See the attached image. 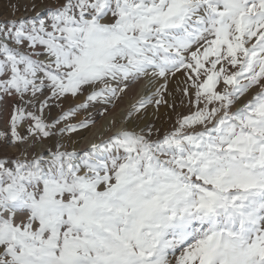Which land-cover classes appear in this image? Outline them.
<instances>
[{
    "label": "snow or ice",
    "instance_id": "1",
    "mask_svg": "<svg viewBox=\"0 0 264 264\" xmlns=\"http://www.w3.org/2000/svg\"><path fill=\"white\" fill-rule=\"evenodd\" d=\"M9 7L0 147L17 151L0 155V264H264V0ZM144 78L159 87L126 119L183 108L171 129L63 142L89 126L70 117Z\"/></svg>",
    "mask_w": 264,
    "mask_h": 264
},
{
    "label": "rangeland",
    "instance_id": "2",
    "mask_svg": "<svg viewBox=\"0 0 264 264\" xmlns=\"http://www.w3.org/2000/svg\"><path fill=\"white\" fill-rule=\"evenodd\" d=\"M17 0H0V20L8 19L12 17V9L9 7V3H16ZM21 5V10L16 12V17H19L23 14V4L25 0H19ZM148 80L144 78L140 81L135 82L134 84L130 85V87L121 94L118 99H114L112 102L104 103V102H93L89 105L87 109L79 110L75 115L70 117L67 123L70 124H79L81 121H88L89 126L87 128L78 129L75 133H65L64 134V143H71L75 142V147L79 144V142L85 138L88 133V130L92 128L95 124L99 123L107 114H109L114 109L124 105L130 97L136 92L138 85L142 82ZM162 83V82H160ZM178 81L173 80L169 83V91L172 92L177 87ZM159 87V83H149V93L147 96H153L155 93L156 88ZM175 96H179V93L176 92ZM158 98V97H154ZM166 99L169 100L171 103L172 97L166 96ZM85 96L81 95L76 98L69 97L68 99L62 102V109L53 108L51 110V118H55L58 116L61 111H66L71 107H75L77 104L84 102ZM177 104L179 101L177 100ZM184 111L183 108L178 107L176 111H173L167 105H161L159 108L155 105V103L148 104L146 108L141 109L138 113L133 112V116L130 120L133 122V127L137 125L143 126L144 124H149L154 128H159L162 132L171 129L174 124L177 112ZM47 114V113H46ZM63 126V123L61 124ZM2 129V128H0ZM70 138V139H69ZM14 154L16 152L15 148H3L0 147V155L4 154Z\"/></svg>",
    "mask_w": 264,
    "mask_h": 264
},
{
    "label": "bare ground",
    "instance_id": "3",
    "mask_svg": "<svg viewBox=\"0 0 264 264\" xmlns=\"http://www.w3.org/2000/svg\"><path fill=\"white\" fill-rule=\"evenodd\" d=\"M148 93L149 83L142 81L130 99L124 105L111 111L99 123L90 128L85 138L82 139L76 147L86 148L90 146L91 143L99 142L106 136L115 133L121 127L132 128L133 122L127 121V113L132 110V106L136 104L141 97L147 96ZM15 150L17 151V149Z\"/></svg>",
    "mask_w": 264,
    "mask_h": 264
},
{
    "label": "built area",
    "instance_id": "4",
    "mask_svg": "<svg viewBox=\"0 0 264 264\" xmlns=\"http://www.w3.org/2000/svg\"><path fill=\"white\" fill-rule=\"evenodd\" d=\"M0 128H2V125H0Z\"/></svg>",
    "mask_w": 264,
    "mask_h": 264
}]
</instances>
